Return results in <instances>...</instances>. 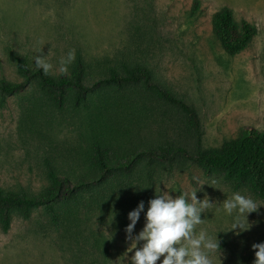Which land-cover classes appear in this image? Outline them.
<instances>
[{"label": "rangeland", "instance_id": "1", "mask_svg": "<svg viewBox=\"0 0 264 264\" xmlns=\"http://www.w3.org/2000/svg\"><path fill=\"white\" fill-rule=\"evenodd\" d=\"M195 1L0 0V80L22 81L13 53L35 66L41 48L37 55L50 52L54 75L61 74L60 58L75 50L68 72L81 57L89 82L103 76L106 66L140 64L154 81L183 98L199 123L198 131L182 110L155 98L144 84L106 88L89 97L90 108L78 110L69 104L57 107L33 85L4 102L0 98V187L38 194L50 168L72 180L89 174L82 154L96 139L121 157L159 143L182 146L193 155L198 147H218L235 138L242 127L264 131V0H197L194 10ZM223 7L258 27L251 45L236 56L213 36L212 16ZM124 94L136 98V110L128 109L120 119L130 134L97 136L90 127L95 107ZM160 188L174 198L197 191L198 199L207 194L216 202L196 227L218 237L220 255L213 254V264H253L252 245L264 242V206L247 215V230H230L233 217L222 205L234 192L250 195L257 204L264 198L249 189L234 190L182 157L152 165L143 158L129 172L84 192L79 204L59 208L56 221L42 207L29 218L13 215L7 231L0 223V264H131L136 249L127 251L132 243L125 232L128 213L140 201L146 211ZM144 223L141 213L133 235Z\"/></svg>", "mask_w": 264, "mask_h": 264}, {"label": "trees", "instance_id": "2", "mask_svg": "<svg viewBox=\"0 0 264 264\" xmlns=\"http://www.w3.org/2000/svg\"><path fill=\"white\" fill-rule=\"evenodd\" d=\"M195 2L194 10H197L199 1ZM211 25L213 36L230 56H236L246 50L258 34L255 24L244 19L238 20L229 7L216 11L212 16ZM13 58L17 72L23 80H0L1 102L8 96L22 93L28 87L37 85L41 96L57 107L69 104L77 110L88 109L89 97L92 94L106 88L121 91L127 90L129 86L144 84L146 90L155 98L182 110L188 124L199 131L195 110L183 98L154 81L150 69L146 66L134 63L124 64V67L120 68L106 66L103 76L89 82L87 65L81 57L67 74L49 73L47 76L26 57L13 53ZM134 100V96L127 94L119 99L104 98L95 107V120L90 125L95 134L102 138L118 139L129 135L128 126L124 129L120 119L126 115L128 109L136 110ZM180 157L191 160L207 175H219L234 190L249 189L264 198V131L256 128L242 127L235 138L225 140L218 147H198L193 155L182 146L159 143L121 157L113 155L103 139H96L82 154L84 163L89 162V174L72 180L68 176L58 175L50 168L48 182L38 194L0 187V223L7 231L13 215L29 218L34 210L41 207L56 221L60 216L59 208L71 203L79 204L84 192L92 193L97 187L119 177L123 172H129L143 158L152 165L155 162L172 164Z\"/></svg>", "mask_w": 264, "mask_h": 264}, {"label": "clouds", "instance_id": "3", "mask_svg": "<svg viewBox=\"0 0 264 264\" xmlns=\"http://www.w3.org/2000/svg\"><path fill=\"white\" fill-rule=\"evenodd\" d=\"M38 53H42V48ZM37 54L34 56L35 67L42 70L45 76L49 75L54 67L48 61L50 52L47 55ZM74 60L75 50H69L66 56L60 58L58 71L67 74L68 65ZM196 192L181 193L174 198L169 191L155 189V196L148 201L146 211L145 203L140 201L128 213L130 223L125 232L132 243L127 251L136 249L130 257L131 264H156L161 257V264H213V254L220 255L218 237H213L204 229L197 232L196 227L204 222L201 214L210 212L216 202H210L207 194L203 199H198ZM260 206L264 204H257L250 195L240 192H234L231 198L225 199L223 210L233 217L230 230H247L250 226L243 228L247 215L257 212ZM141 213H144V226L138 234L133 235ZM141 241L143 243L137 248ZM252 249L255 253L253 264H264V242L253 244ZM124 255L126 257L127 252Z\"/></svg>", "mask_w": 264, "mask_h": 264}]
</instances>
